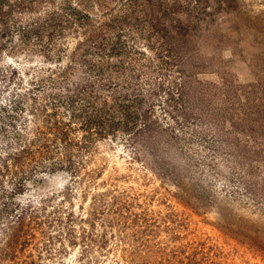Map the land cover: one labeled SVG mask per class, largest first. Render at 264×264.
I'll use <instances>...</instances> for the list:
<instances>
[{
    "label": "trees",
    "instance_id": "obj_1",
    "mask_svg": "<svg viewBox=\"0 0 264 264\" xmlns=\"http://www.w3.org/2000/svg\"><path fill=\"white\" fill-rule=\"evenodd\" d=\"M236 3L0 0V51L54 63L51 69L36 62L34 66L47 69L49 80H33L30 89L0 109V264L36 263L25 254L45 226L46 207L40 197L22 199L28 183H42L58 171L69 178L81 172L92 175L85 163L98 143L118 139L132 160L157 175L155 168L167 171L164 151L173 147V153H182L181 147L196 136L208 146L209 133L216 129L223 140L241 142L237 121L223 109L226 101H218L220 94L198 82L187 66L197 40L194 18L228 15L236 11ZM19 69L13 66L10 75ZM252 109L260 112L259 105ZM253 142L255 159L252 155L245 172H252L251 178L264 171V134ZM150 156L158 163L154 168L148 164ZM244 185L253 192L257 181L244 180ZM103 198L97 200L98 213L105 210ZM93 212L89 216L96 218ZM55 222L61 236L62 221ZM82 234L83 242L95 241L92 227H83ZM66 236L77 241L74 227ZM81 253L83 257L85 251Z\"/></svg>",
    "mask_w": 264,
    "mask_h": 264
},
{
    "label": "rangeland",
    "instance_id": "obj_2",
    "mask_svg": "<svg viewBox=\"0 0 264 264\" xmlns=\"http://www.w3.org/2000/svg\"><path fill=\"white\" fill-rule=\"evenodd\" d=\"M203 19L192 21L197 40L187 66L220 94L218 101H226L223 109L237 121L241 142L225 141L214 129L208 146L196 136L182 153L167 147V171L155 168V175L132 160L118 139H108L90 151L85 169L92 175L69 178L58 171L42 183H28L22 199L40 197L46 207L45 226L25 254L35 264H264V171L253 178L245 173L255 159L253 138L260 142L264 134V0H237L236 11ZM8 52L0 51V109L33 80L48 81L47 69L38 65L51 66L37 56ZM13 66L20 69L11 76ZM148 162L151 168L158 164L152 156ZM249 179L257 181L253 192L244 185ZM99 198L106 202L101 213L95 209ZM72 227L77 241L66 236ZM83 227H92L94 242H83Z\"/></svg>",
    "mask_w": 264,
    "mask_h": 264
}]
</instances>
